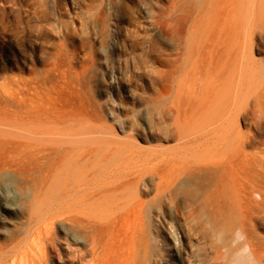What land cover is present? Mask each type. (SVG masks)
I'll use <instances>...</instances> for the list:
<instances>
[{
    "label": "rangeland",
    "instance_id": "obj_1",
    "mask_svg": "<svg viewBox=\"0 0 264 264\" xmlns=\"http://www.w3.org/2000/svg\"><path fill=\"white\" fill-rule=\"evenodd\" d=\"M225 1L0 0V138L41 116L46 140L57 128L83 143L67 148L121 156L137 181L123 200L141 207L132 264H179L175 238L183 264H264V0ZM38 176L0 158V198L18 206L0 211V253L23 243ZM169 178L207 200L186 229L159 201Z\"/></svg>",
    "mask_w": 264,
    "mask_h": 264
},
{
    "label": "bare ground",
    "instance_id": "obj_2",
    "mask_svg": "<svg viewBox=\"0 0 264 264\" xmlns=\"http://www.w3.org/2000/svg\"><path fill=\"white\" fill-rule=\"evenodd\" d=\"M218 2L216 7H219V10L231 5L227 6L225 0ZM230 2L229 0L228 3ZM227 18L231 19V17ZM244 42L246 44V41ZM207 94L209 96V92ZM196 114L190 113V115ZM49 128L46 119L35 116L27 121V126L17 130L16 138L12 137L8 140L7 137L0 138V158L7 160L9 164L15 162L20 165L26 176L32 171L39 175L35 180V188L31 192L30 199L26 201L28 227L24 231L23 243L14 246L7 253H0V264H6L8 261H11L10 264H132L133 246L137 237L135 236L137 230L132 226V220L138 216L141 207L136 201L134 192H132L134 194L129 192L131 202L123 200V184L135 185L136 177L122 169L121 156L111 158L112 155L111 157L101 155L99 149H91L87 146L65 147L73 143V145L83 143L61 139L63 137H59L62 131L60 129L50 130V134L56 135L54 136L56 138L46 140L45 135ZM5 129H1L0 133L7 131L5 133L8 135L9 131ZM196 133L200 135L199 132ZM189 137V134H184L182 139L189 141ZM232 177L231 174L227 175L226 185L222 189L217 186L206 188L207 199L213 201L217 194L226 193L227 187L232 189L235 185ZM165 184L166 186L160 185L157 189L164 212L181 223L183 228L190 227V218L201 214V204L207 203V200L189 184L178 183L176 179L169 178ZM230 193L233 191L227 194ZM240 194L246 195V193ZM17 209V204L0 198V211L15 214ZM54 230L63 234V243L59 241L60 239L54 238ZM79 235H84V238ZM172 242L174 257L179 260V264H183L180 259L179 241L175 238Z\"/></svg>",
    "mask_w": 264,
    "mask_h": 264
}]
</instances>
